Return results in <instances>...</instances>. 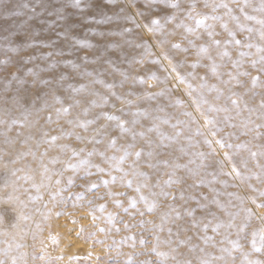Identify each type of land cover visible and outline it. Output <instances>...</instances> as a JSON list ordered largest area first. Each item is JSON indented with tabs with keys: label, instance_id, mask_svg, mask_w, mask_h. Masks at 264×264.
<instances>
[{
	"label": "rangeland",
	"instance_id": "obj_1",
	"mask_svg": "<svg viewBox=\"0 0 264 264\" xmlns=\"http://www.w3.org/2000/svg\"><path fill=\"white\" fill-rule=\"evenodd\" d=\"M221 2L233 12L213 10L212 5ZM174 3L180 8L172 7ZM191 4L198 12L224 17L206 22L215 25V37H209L203 26L196 29L186 12ZM260 5L261 0H249L246 7L244 0H81L77 7L73 0H0V249L11 244V251L7 256L0 253V259H6L7 264H12L13 256L18 264H126L129 258L133 264H178L187 260L200 264L204 259L212 264L264 261V251L252 248V232L264 229V207L260 206L264 205V155H260L264 152V135L257 138L264 127L254 129L255 124H264V66L254 67L251 63L261 55L255 46L248 49L223 43L231 39V30L245 45L264 46L259 36L258 21L264 19V12L258 10ZM241 7L256 19H246ZM233 16L240 18L244 28ZM154 18L160 19L161 26L150 31ZM188 27L196 30L189 32ZM248 28L254 31L249 33ZM214 39L222 42L219 48ZM176 44L180 47L173 46ZM225 50L230 56L220 55ZM241 51L252 55L241 57ZM49 52L53 55H46ZM237 60L241 62L239 67L233 63ZM213 61L216 74L212 72ZM229 72L236 79L226 83ZM179 76H184L185 82ZM253 76L260 77L256 86L252 85ZM140 77L146 82L142 83ZM201 77L207 78L202 88L205 81ZM189 83L194 90L189 89ZM233 99L239 101V107L231 103ZM45 103L49 107L43 108ZM212 105L228 111L209 112ZM69 106L68 113L57 114V108ZM103 113L127 121L129 131L116 127V121H108ZM205 117L214 118L215 124H208ZM13 120L28 123L14 124ZM90 120L95 123L88 124L87 129L78 126ZM44 133L61 139L50 145ZM77 134L84 139H78ZM113 137L117 139L115 148L109 144ZM221 139L225 147L218 143ZM207 140L212 141L211 146ZM128 144L135 145L133 152L143 149V155L135 170L131 168L134 155L119 164L128 172L124 181L118 179L106 187L103 180L111 181L108 172L101 173L93 166V175L85 177L84 167L76 172L67 168L69 162L88 159L90 165L98 164L121 177L124 173L114 169L118 162L106 157L122 155L121 149ZM58 145L68 147L61 149ZM72 149L80 154L73 156ZM90 152L94 154L89 156ZM252 152L257 156L253 157ZM54 157H58V163L51 162ZM150 163L156 167H150ZM44 165L51 181L44 179ZM234 167L241 176H236ZM13 170L19 171L13 175ZM229 172L231 176L226 175ZM169 173H173L174 181L181 182L164 187ZM25 175L33 179L25 181L21 178ZM69 176L75 181L70 188ZM57 179L62 184L57 185ZM128 179L133 181L131 187L127 186ZM41 182L51 186L42 187L38 193L32 185ZM93 182L99 187L89 190ZM144 183L149 187L141 188V192L157 203L156 211L151 213L136 191L137 184ZM61 187L66 189L63 197L53 200L52 193ZM162 190L173 193L176 199L159 195ZM109 192L126 194L111 196ZM69 193H82L83 198L76 199ZM30 195H42V199L30 200ZM16 197L27 202L23 211L31 217L20 221L19 229L12 227L20 210ZM130 197H136V208H131ZM117 199L122 206L114 202ZM205 204L207 211L199 207ZM100 205L106 208L101 211ZM125 208L130 211L125 212ZM188 209H196L200 227L191 226ZM245 209H251V216ZM139 211L145 215L140 216ZM177 211L180 219L175 218ZM93 213L98 219H93ZM108 213L115 214V225ZM165 213H171L168 220H164ZM141 220L152 223L141 224ZM209 220L211 226L205 232L202 224ZM124 222L134 226L125 227ZM217 223L224 225L218 232L214 231ZM229 224L236 226L227 227ZM182 227L188 230L182 231ZM105 228L109 230H101ZM205 235L214 240L205 243ZM52 236L58 242L54 243ZM133 236L135 240L130 238ZM230 240L238 241L240 247L233 248ZM17 244L23 247L17 248ZM222 248L230 251L222 252ZM158 252L167 256H159ZM220 256L225 259H215Z\"/></svg>",
	"mask_w": 264,
	"mask_h": 264
},
{
	"label": "snow or ice",
	"instance_id": "obj_2",
	"mask_svg": "<svg viewBox=\"0 0 264 264\" xmlns=\"http://www.w3.org/2000/svg\"><path fill=\"white\" fill-rule=\"evenodd\" d=\"M73 2H74V4L77 7H79L80 4H81V0H73ZM153 2H154V0H153ZM248 3H249V0H244V6L245 7L248 6ZM25 6L27 7V5H25ZM208 6H209L208 4H205V7H208ZM172 7L179 9L180 8V5H179V3H174V4H172ZM212 8H213V10H215L216 8H224V9H227L228 10V14H231L233 12V9L230 8L229 5L227 3H224V2H221L220 4H213L212 5ZM7 10H8L7 9V6H5V11H7ZM258 10L261 11V12H264V0H261V5H260V8ZM33 11H35V9H33ZM240 11L244 14V16H245L246 19H250V20L251 19H256V17L249 16L248 13L244 11V7H241L240 8ZM186 12H187L188 18L192 19L195 22L196 29H198L201 26H203L206 29H208L207 34H208L209 37H215L217 35V33L214 31L215 25L214 24H208L206 22L208 20L215 21V20H223L224 19L223 16L209 15V14H206V13H201V12L196 11L195 4H191L189 6V8L186 10ZM141 15H143V13H141ZM232 18L237 21L239 27L244 28V25L239 24V19L240 18L238 16H233ZM61 19H63V17H61ZM172 19H175V17L173 16ZM258 22L261 25V29L259 31V36H260V39L261 40H264V19H260ZM151 23H152V28L149 29L150 31H152V30H159V28L161 26V23H160V19L159 18H154L151 21ZM137 27H139V25H137ZM223 27L226 30H228V24L227 23H224L223 24ZM196 29H194L192 27H188L187 30L189 32H194ZM246 30L249 33H251V32L254 31L251 28H248ZM126 31H131V29H126ZM228 31H229V36L231 37V39H228V40H226V41L223 42L225 44V46L228 45V44H235V45H238V46H241V47H247L248 49H251L252 47L255 46L257 48V51L259 53H261V55H260V57H259L258 60L254 59V60L251 61V63H252V65L254 67L257 64H260V65L264 66V46L253 45L252 43H247L245 45V44H243V42L241 40L235 38V36H236L235 32H233L231 30H228ZM5 39H7V38H5ZM251 39H252V37L249 36L248 37V40L250 41ZM213 43L215 44V46L217 48H219L221 46V43L222 42L220 40L214 39L213 40ZM45 46H47V45H45ZM173 46L176 47V48H179L180 47L179 44H176V45H173ZM202 51L206 53L208 51L207 47L202 48ZM46 55L52 56L53 53L52 52H49ZM220 55L222 57L223 56H230V53L227 50H225V51L221 52ZM239 55L241 57H244V56L252 55V53L251 52L241 51L239 53ZM28 59L31 60V59H33V57H28ZM85 59H87V57H85ZM8 63H9V61L6 60L5 61V64H8ZM233 63L237 67H239V65H240L241 62L239 60H237V61H234ZM73 67H78V66L74 64ZM173 71H176V67L175 66H173ZM261 71H264V67L261 68ZM29 72L32 73L33 75H36V73L32 69H30ZM212 72L214 74L217 73V65L215 64L214 61H213V65H212ZM88 74L91 75V73H88ZM190 75H195V74L193 73V74H190ZM243 75H249V73L248 72H244ZM229 77H230V80L227 81L226 83H230L231 82V79H236V77H234L231 72H229ZM155 78L156 77H153V79H155ZM62 79H63V77H62ZM139 79H140V81L142 83L146 82V81H144L143 77H140ZM179 79H180L181 82H185V77L184 76H179ZM200 79L203 80V81H205V84H201L200 87L201 88L202 87H205L206 86V79L207 78L206 77H201ZM259 81H260V77L259 76H253L252 77V85L253 86H256ZM44 83H48V81H44ZM108 87L111 89V88L114 87V85H108ZM188 87H189V89L194 90L193 89V86L190 83L188 84ZM213 87L215 88V86H213ZM113 95H115L114 92H113ZM189 95H191V91H189ZM221 95H222V93H221ZM233 95H235V94H233ZM56 99L59 100V97H57ZM218 99H219V97H218ZM77 103H79V102L77 101ZM178 103H179V101H178ZM204 103H208V102L205 100ZM231 103L233 105L239 107V101L238 100L233 99L231 101ZM199 106L200 105L198 104L197 107H199ZM47 107H49V105L47 103H45L43 105V108H47ZM245 107H247V104H245ZM70 108H71V106L66 107V108L65 107L57 108L56 109V112H57V114H59L61 112L68 113L70 111ZM261 108L264 109V100L261 101ZM85 111H87V109ZM208 111L209 112H213V111L214 112H220V111L227 112L228 109L226 107L225 108H219V107H216L215 105H212V106L209 107ZM102 115H104L108 121H116V127L120 128L122 131H125V132L126 131H129V129L127 128V123L128 122L121 120V118L119 116L110 115L108 113H103ZM188 115H190V113H188ZM262 118H264V114H262ZM47 119H48L49 122H51V120H52L51 114L48 115ZM205 119H206V122L208 124H215L214 118L205 117ZM13 123L14 124L15 123H21L23 125L25 123H28V121L27 120H25V121L13 120ZM68 123L73 124V123H75V121L69 120ZM90 123H95V121L94 120L86 121V122H83V123L79 124L78 126H81V127L85 128V129H87L88 124H90ZM132 123H136V121H133ZM101 127L102 128H106L107 125H102ZM233 127H235V125H233ZM262 127H264V124H255L254 125V129H260ZM97 131H100V130L98 129ZM197 131L199 132V130H197ZM215 134L216 133L214 132L213 135H215ZM67 135H71V133H67ZM140 135L143 136L144 133L141 132ZM261 135H264V133L257 132V138H259V136H261ZM44 136L47 137V140L45 142L49 143L50 145H55V142L61 139V137L59 135H52V136L49 137L48 136V133H44ZM77 138L78 139H84V137L83 136H80L79 134H77ZM97 142H99V141H97ZM116 143H117V139L115 137L111 138L110 141H109L110 146L113 147V148L116 147ZM149 143H151V142H149ZM206 143H208L209 146H211L212 141L207 140ZM218 143L220 144L221 147H225V142H224L223 139L219 140ZM246 146L247 145H236V147H246ZM58 147H60L61 149H66L68 146L67 145H58ZM134 147H135V145L128 144L127 146H125V147H123L121 149V151L123 153L122 155H119V156L113 155L112 157H106V159H108L110 162L111 161H117L118 162L116 165H114V169H118L120 172L124 173V175L121 176V177H117L115 175H111V171L112 170L105 169V168L101 167L98 164L97 165H90V161L88 159H82V160H80L76 164H73V163H70L69 162L67 164V168L68 169H72L74 172H76V171H79L81 167H84V169H85V177H88V176L93 175V173L90 171V167H93V166L96 167L101 173L108 172L109 175H110V177H111V181H109V180H103V184L107 187L110 182L111 183H115L118 179H120L122 181L125 180V178L128 176V172L125 171L124 168L119 167V164H122L125 160H127L129 157H132L133 155L135 156L136 159L131 164V168L133 170L136 169L137 163L139 162L140 158L143 155V149L137 150V151L133 152V151H131V149H133ZM227 147L232 148L233 145L232 144H227ZM80 151H83V149H81ZM214 151L215 150L213 149V152ZM47 152H48V150L45 149L43 155L46 156L47 155ZM72 153H73V156H78L80 154L76 149H72ZM93 154L94 153L90 152L88 155L91 156ZM100 155L101 156H105V153L101 152ZM148 155L151 156V155H153V153L152 152H149ZM201 155H203V153H201ZM225 155L227 156L228 154L225 153ZM251 155L253 157H255V156H257V153L256 152H252ZM260 155H264V152L260 153ZM51 162L53 164L58 163L59 162L58 157L52 158V161ZM163 163L165 165H167L168 164V161H163ZM149 166L150 167H156L155 164H151V163L149 164ZM261 167H264V166H261ZM16 171H19V170H13V175H15V172ZM234 171L236 173V176H241V173L239 172V170L235 169V167H234ZM43 173H44V179L47 180V181H51V176L48 175L49 169H48L47 165H44ZM59 175L62 176L63 173L61 172V173H59ZM137 175H145V174L144 173H137ZM172 175H173V173H169V179L163 182V186L164 187H170L173 183H180L181 182L179 180H175L174 181L172 179ZM226 175L231 176L232 173L229 172V173H226ZM21 178L24 179L25 181L30 180V179H33L32 177H30L28 175H25V176H23ZM257 178L259 179V177H257ZM74 182H75L74 181V178L72 176H69L68 177V180H67V187L70 188L74 184ZM55 183L57 185H60V184H62V180L61 179H57L55 181ZM126 183H127V186L128 187H131L132 184H133V181L131 179H128V180H126ZM45 186L50 187L51 185H50V183L48 185H45L43 182H41L39 184L34 183L32 185V187H34V188L37 189V192L38 193H39L40 189L42 187H45ZM156 186H160V185L158 184ZM98 187H99V185L96 184L95 182H93V183H91V186H90V189L89 190L96 189ZM147 187H149V185L147 183L137 184L136 191L141 193L140 200H142L144 202V204L147 206L146 207V211L149 212V213H151V212L156 211V209H157V203L154 200L150 202L149 199H148V197L144 196L143 193L141 192V188H147ZM65 190L66 189L64 187H61L60 189H58V191L53 192L52 193L53 200H55L57 196L63 197V193L65 192ZM25 191H28V189H25ZM108 194L111 195V196H119V195H125L126 193L109 192ZM69 195L70 196L71 195H75L76 199L83 198V194L82 193H75V194L69 193ZM153 195H157V194L156 193H153ZM159 195H162L164 197L171 196L173 198V200L176 199L175 195L173 193L169 192V191H163L162 190L159 193ZM261 195H264V192H261ZM189 198L190 199H195V197H189ZM9 199L11 200L13 198L12 197H9ZM15 199L18 201V203L20 205V210L17 213V221L12 225V227L19 229L20 228V221H27V220L31 219V217L29 215H27L23 211V209L27 208V206H28L27 202L22 201V200H19L18 197H16ZM29 199L30 200H41L42 199V195H36V196H31L30 195L29 196ZM180 199H182V200L184 199V192L183 191L180 192ZM205 199H207V197H205ZM130 201H131V208H136L137 207V199H136V197H130ZM114 202L117 205H121V206L123 205V202L121 200H118L117 199ZM253 202H255V198H253ZM89 203H91V201H89ZM260 206L261 207H264V205H260ZM45 207H47V205H45ZM99 207H100L101 211H103L106 208V205H100ZM170 207H174V206L173 205H170ZM199 207L205 209L206 211H207V208H208V206L206 204L205 205H200ZM124 211L125 212H129L130 209L129 208H125ZM245 211L248 212L250 214V216H251V209H245ZM50 214L51 213L49 212L48 215H50ZM56 215H61V213H56ZM131 215L134 217L136 215V213H131ZM139 215L140 216H144L145 215V212L144 211H139ZM188 215L192 218V220H191V226L192 227H200L201 226V222L196 219V209H188ZM209 215H214V214L209 213ZM229 215H231V213H229ZM114 216H115L114 213H108V219H109V221L113 225H115ZM170 216H171V213H165L164 214V220H168ZM175 218L176 219H180L181 218V214L178 211L175 213ZM45 219H47V216H45ZM93 219L94 220L95 219H98L95 216L94 213H93ZM0 220H2V217H0ZM140 223L141 224H145V223H152V222L151 221L141 220ZM124 224H125V227H132V226H134V225L128 224L127 222H124ZM36 226H37V228H40V225L39 224H37ZM210 226H211V221L210 220L208 222L202 224L203 230L205 232H207V230H208V228ZM223 226L224 225H222L221 223H217L215 225V227H214V231H217L218 232L219 229L221 227H223ZM235 226H236L235 224H229V225H227V227H230V228L231 227H235ZM159 227H160V229L162 231L163 230V224H161ZM101 230L102 231H108L109 229L105 228V229H101ZM116 230L119 231L120 229L117 228ZM181 230L182 231H187L188 229L182 227ZM168 231L171 234L172 233V228L170 227L168 229ZM176 235H179V231L176 233ZM35 238L36 237L34 235L33 236V239H35ZM130 238L132 240H135V237L134 236L133 237H130ZM51 239L53 240L54 243L58 242L57 237H55V236H52ZM125 239H128V238L126 237ZM203 239H204V242L205 243H208L209 241L214 240V237L205 235L203 237ZM157 240L159 241V237H157ZM188 240H191V237H188ZM41 243H43L42 240H41ZM101 243H103V241H101ZM141 243H146V241L141 240ZM181 243H184V241H181ZM229 243L232 244L233 248L240 247L238 241H231L230 240ZM257 245H259V247ZM134 246L135 245H133V247ZM20 247H23V245L17 244V248H20ZM193 247H195V246H193ZM252 248L255 251H264V229H261L259 231H253L252 232ZM10 251H11V244H9L8 248H6V249H0V253H2L4 256H7ZM153 251H155V249H153ZM201 251H204V250L201 249ZM221 251L222 252H225V251H230V250L229 249L222 248ZM24 255H26V253ZM157 255H159V256H167V253L158 252ZM245 255L247 256L248 254L245 253ZM43 258H44L43 256L40 257V259H43ZM215 259L224 260L225 257L224 256H220V257H216ZM0 264H7V260L6 259H0ZM12 264H18L17 257H15V256L12 257ZM126 264H133V261L131 260V258H129V260L126 262ZM148 264H150V262H148ZM178 264H192V261L191 260L179 261ZM200 264H212V261H209L207 259H204V260H201ZM249 264H264V261H261V260L249 261Z\"/></svg>",
	"mask_w": 264,
	"mask_h": 264
},
{
	"label": "bare ground",
	"instance_id": "obj_3",
	"mask_svg": "<svg viewBox=\"0 0 264 264\" xmlns=\"http://www.w3.org/2000/svg\"><path fill=\"white\" fill-rule=\"evenodd\" d=\"M58 227H59V226H58ZM60 230H62V229H60ZM63 239H64V238H63ZM71 241H72V240H71ZM73 241H74V240H73ZM68 242H69V241H68ZM68 244H69V243H68ZM72 245H73V244H72ZM74 245L76 246V245H78V243L75 242ZM74 245H73V246H74ZM73 246H72V247H73ZM75 246H74V250H75V248H76Z\"/></svg>",
	"mask_w": 264,
	"mask_h": 264
}]
</instances>
